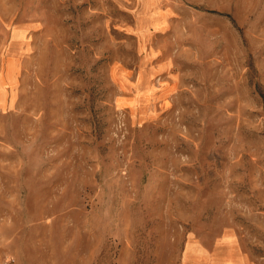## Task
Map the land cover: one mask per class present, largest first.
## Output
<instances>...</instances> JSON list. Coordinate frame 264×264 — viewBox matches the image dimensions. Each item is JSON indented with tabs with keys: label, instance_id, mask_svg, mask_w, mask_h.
I'll list each match as a JSON object with an SVG mask.
<instances>
[{
	"label": "rangeland",
	"instance_id": "374dc122",
	"mask_svg": "<svg viewBox=\"0 0 264 264\" xmlns=\"http://www.w3.org/2000/svg\"><path fill=\"white\" fill-rule=\"evenodd\" d=\"M0 252L264 264V0H0Z\"/></svg>",
	"mask_w": 264,
	"mask_h": 264
},
{
	"label": "built area",
	"instance_id": "2783aa9c",
	"mask_svg": "<svg viewBox=\"0 0 264 264\" xmlns=\"http://www.w3.org/2000/svg\"><path fill=\"white\" fill-rule=\"evenodd\" d=\"M0 264H12V260L0 252Z\"/></svg>",
	"mask_w": 264,
	"mask_h": 264
},
{
	"label": "crops",
	"instance_id": "0c3cea01",
	"mask_svg": "<svg viewBox=\"0 0 264 264\" xmlns=\"http://www.w3.org/2000/svg\"><path fill=\"white\" fill-rule=\"evenodd\" d=\"M225 239H227V237L224 238V241H225ZM229 240H231V241L233 242L232 237H230ZM186 257H188V258H192V257H194V258H195V262H198V259H199V256H197V255H193V253L191 252V250L187 251V255H186ZM219 264H224V263H223V261H220Z\"/></svg>",
	"mask_w": 264,
	"mask_h": 264
},
{
	"label": "bare ground",
	"instance_id": "6f19581e",
	"mask_svg": "<svg viewBox=\"0 0 264 264\" xmlns=\"http://www.w3.org/2000/svg\"><path fill=\"white\" fill-rule=\"evenodd\" d=\"M228 241H230V240H228ZM228 241H227V243H228ZM237 254V253H236ZM237 256V255H236ZM225 259V258H224Z\"/></svg>",
	"mask_w": 264,
	"mask_h": 264
}]
</instances>
